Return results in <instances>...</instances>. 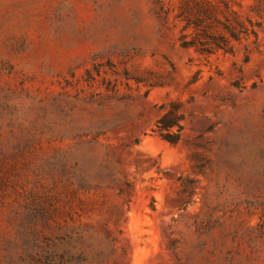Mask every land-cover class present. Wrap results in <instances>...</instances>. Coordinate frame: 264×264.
Segmentation results:
<instances>
[{
	"label": "rangeland",
	"instance_id": "1",
	"mask_svg": "<svg viewBox=\"0 0 264 264\" xmlns=\"http://www.w3.org/2000/svg\"><path fill=\"white\" fill-rule=\"evenodd\" d=\"M0 264H264V0H0Z\"/></svg>",
	"mask_w": 264,
	"mask_h": 264
},
{
	"label": "trees",
	"instance_id": "2",
	"mask_svg": "<svg viewBox=\"0 0 264 264\" xmlns=\"http://www.w3.org/2000/svg\"><path fill=\"white\" fill-rule=\"evenodd\" d=\"M187 23L185 28L191 27L192 32L186 33L182 32L180 36V45L184 48H194L200 53H214L219 50L223 52H230V46L228 44L227 38L220 28L223 25L224 29L236 40L241 41L242 35H247L246 30L235 31L232 25L223 24L215 17L206 16L205 20L197 24L191 20V17L187 18ZM243 28V24L240 23ZM244 29V28H243ZM165 120L159 121L160 124H164Z\"/></svg>",
	"mask_w": 264,
	"mask_h": 264
}]
</instances>
